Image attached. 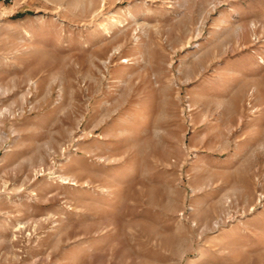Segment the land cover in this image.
<instances>
[{"label":"rangeland","instance_id":"1","mask_svg":"<svg viewBox=\"0 0 264 264\" xmlns=\"http://www.w3.org/2000/svg\"><path fill=\"white\" fill-rule=\"evenodd\" d=\"M0 264H264V0L5 5Z\"/></svg>","mask_w":264,"mask_h":264},{"label":"built area","instance_id":"2","mask_svg":"<svg viewBox=\"0 0 264 264\" xmlns=\"http://www.w3.org/2000/svg\"><path fill=\"white\" fill-rule=\"evenodd\" d=\"M14 0H0V11L4 10L5 5L12 3Z\"/></svg>","mask_w":264,"mask_h":264},{"label":"bare ground","instance_id":"3","mask_svg":"<svg viewBox=\"0 0 264 264\" xmlns=\"http://www.w3.org/2000/svg\"><path fill=\"white\" fill-rule=\"evenodd\" d=\"M60 181H61V182H62V181H65V179H62V180H60ZM64 183H65V182H64Z\"/></svg>","mask_w":264,"mask_h":264}]
</instances>
